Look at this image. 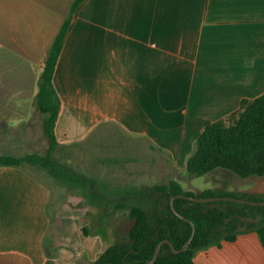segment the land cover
<instances>
[{"label":"crops","instance_id":"1","mask_svg":"<svg viewBox=\"0 0 264 264\" xmlns=\"http://www.w3.org/2000/svg\"><path fill=\"white\" fill-rule=\"evenodd\" d=\"M39 36L48 51L54 36ZM53 83L61 99L59 144L82 142L90 152L107 145L116 154L106 161L115 163L161 153L184 190L195 193L184 181L201 177L188 174L186 162L204 122L228 119L242 99L264 93V0H84L64 37ZM36 93L26 101L9 98V118L27 122L36 113L42 124ZM51 199L48 184L27 170L0 167V264H74L98 251L97 243L84 247L82 235L87 253L74 248V235L60 244L55 236L49 260ZM210 248L227 253L220 264H264V249L248 226L234 242L198 251L194 262Z\"/></svg>","mask_w":264,"mask_h":264},{"label":"rangeland","instance_id":"2","mask_svg":"<svg viewBox=\"0 0 264 264\" xmlns=\"http://www.w3.org/2000/svg\"><path fill=\"white\" fill-rule=\"evenodd\" d=\"M71 2L72 0H0V154L20 156L26 153H46L48 143L42 133L40 116L32 113L27 122L11 120L8 102L14 96L21 95V99L25 101L34 96L37 90L36 77L47 52L41 39L40 44L37 43L39 35L44 32L53 37L58 32L68 15ZM105 148L108 146L102 147L101 151L90 152L84 148L82 142L64 146L60 144L54 156L76 170L96 178L104 192L116 197L121 194L131 197L142 195L149 192L153 185L177 180V171L167 168L164 162L167 161L166 157L161 153H156V157L149 160L142 155H137L136 160L128 161L122 157V160L115 163L106 160L112 159L113 156L109 154L115 155L116 152H108ZM151 160L155 166L152 169ZM168 163L170 166V161ZM130 165L133 166L132 169ZM24 169L48 184L52 191L49 209L53 222L46 239L49 260L53 259L51 240L55 236L57 244H60L61 241L68 242L74 235V248L84 249L85 252V246L90 247L94 243L99 245L98 251L88 257L89 259H77L74 264H91L94 257L107 246L128 242V233L133 225L128 206L119 209L95 204L79 188L62 184L46 171L31 165H25ZM260 177L241 178L229 171L216 169L194 182L184 181V186L192 189L195 194L210 188L232 192L237 196H255L264 201V177ZM217 206L222 209L233 207L228 204ZM146 210L149 217L158 214L156 197L146 204ZM57 212L61 215H57ZM263 220L264 214L253 219L243 218L239 227H254ZM78 222L81 224L80 231ZM81 235L87 240L84 247ZM65 246H60L59 250L66 259L70 253ZM206 253L196 258L198 264H216L219 257L227 255L217 248H210ZM244 262L245 259H242L223 264Z\"/></svg>","mask_w":264,"mask_h":264},{"label":"trees","instance_id":"3","mask_svg":"<svg viewBox=\"0 0 264 264\" xmlns=\"http://www.w3.org/2000/svg\"><path fill=\"white\" fill-rule=\"evenodd\" d=\"M84 0H72L68 15L54 36L38 77L35 105L42 114V133L48 147L45 154L26 153L16 156L0 154V167L31 165L46 171L55 180L67 186L79 188L91 202L105 207L129 209L133 225L128 242L107 246L91 264H145L151 259L156 245L169 240L175 250H180L192 233V240L185 251L173 253L167 243L161 245L158 258L153 264H196L195 254L222 242H234L241 232L242 218L264 214V206H253L229 201L189 204V200L177 197L175 209L186 218L178 217L172 210V196L236 197L263 201L255 196H237L232 192L206 189L199 194L184 190L177 180L153 185L142 195L121 194L114 196L104 192L96 178L76 170L70 164L57 159L54 152L60 146L55 126L61 108V99L53 83L55 67L64 37L73 14ZM216 169H223L241 178L264 175V93L254 99H242L239 108L228 119L206 121L196 141L193 154L186 162V171L195 177L206 176ZM34 175V174H33ZM35 176V175H34ZM157 198L158 214L149 217L146 204ZM132 198V199H130ZM132 202H129L131 201ZM218 204L232 205L231 209L219 208ZM264 249V220L251 227ZM84 233L86 229L83 228Z\"/></svg>","mask_w":264,"mask_h":264},{"label":"water","instance_id":"4","mask_svg":"<svg viewBox=\"0 0 264 264\" xmlns=\"http://www.w3.org/2000/svg\"><path fill=\"white\" fill-rule=\"evenodd\" d=\"M177 197H183V198L188 199L190 205L193 204V203H207V202H214V201H229V202H237V203H240V204H247V205H253V206H264V201H253V200H248V199H244V198H236V197H230V196H227V197H223V196H217V197H198V196H195V197H190V196H184V195L172 196L170 198L171 208H172L173 212L178 217H180L183 220H186V218L183 217L174 207V200ZM191 225H192L191 236L189 237L188 241L184 244V246L180 250H175L174 246L172 245V243L169 240H163V241L159 242L156 245L155 251H154L151 259L146 261L145 264H153L156 261V259L158 258L159 254H160L161 245L163 243L169 244V246L171 247L173 253H178V252L185 251L188 248V246H189V244H190V242L192 240V237H193V234H194V230H195V226H194V224L192 222H191Z\"/></svg>","mask_w":264,"mask_h":264}]
</instances>
